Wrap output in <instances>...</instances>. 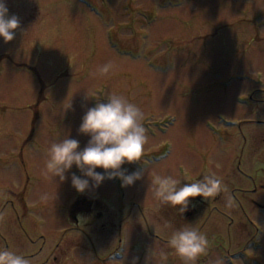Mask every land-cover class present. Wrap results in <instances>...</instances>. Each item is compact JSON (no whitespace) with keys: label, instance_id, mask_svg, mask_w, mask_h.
<instances>
[{"label":"rangeland","instance_id":"rangeland-1","mask_svg":"<svg viewBox=\"0 0 264 264\" xmlns=\"http://www.w3.org/2000/svg\"><path fill=\"white\" fill-rule=\"evenodd\" d=\"M155 1L4 0L20 27L12 41L0 37V248L31 264H52L42 261L51 253L110 264L124 233L123 264H165L161 250L166 264H182L167 241L188 224L209 240L197 264H264V189L253 190L264 183V0H170L152 9ZM108 63L107 75H93ZM110 93L144 113V154L122 166L143 168L142 178L124 187H115L119 178L99 187L90 180L79 193L71 176L86 177L75 165L64 181L42 176L52 142L87 145L82 117ZM166 143L169 150L145 156ZM210 173L235 207L222 193L189 198L187 211L197 206L190 214L163 205L165 213L151 190L153 174L183 186ZM76 201L71 223L66 207ZM100 210L116 215L113 228L100 225Z\"/></svg>","mask_w":264,"mask_h":264},{"label":"clouds","instance_id":"clouds-1","mask_svg":"<svg viewBox=\"0 0 264 264\" xmlns=\"http://www.w3.org/2000/svg\"><path fill=\"white\" fill-rule=\"evenodd\" d=\"M19 27V18L14 14L9 15L6 3L0 0V37L5 43L12 41ZM111 68V63L102 65L93 75H107ZM106 99V103L97 101L82 117L78 132L90 137L87 145L81 150L79 141L68 137L52 142L45 152L42 176L46 179L58 177L64 181L67 179L66 173L75 165L86 177L81 178L75 173L71 176V184L79 193L89 189L90 180L92 187H99L105 179L119 178L124 187L142 178L143 168L128 173L122 166L140 162L144 154V146L148 143L147 130L142 123L144 113L122 95L110 93ZM97 168H102L104 173L97 172ZM150 186L159 205L179 206L181 214L187 211L189 198L203 197L209 200L222 193L225 207H235V200L227 185L215 173L205 174L202 179L183 186L180 180L171 176L153 174ZM0 219H3L2 215ZM170 227L169 222L163 225L164 229ZM167 246L182 264H197L200 257L208 255L209 240L196 227L186 224L171 232ZM123 256L122 250L115 252L109 257L110 264H123ZM159 257L166 264L168 254L161 250ZM0 264H31V261L10 248H0ZM210 264H224V261L217 258Z\"/></svg>","mask_w":264,"mask_h":264},{"label":"flooded vegetation","instance_id":"flooded-vegetation-1","mask_svg":"<svg viewBox=\"0 0 264 264\" xmlns=\"http://www.w3.org/2000/svg\"><path fill=\"white\" fill-rule=\"evenodd\" d=\"M169 1H170V0H156V1H155L156 4L151 5V6H152V9H153V7H155V5H157V7H159V6H163L164 4H166V3L169 2ZM152 9L150 8L149 11H151ZM142 10L146 11L147 14L149 13V12H148L147 10H145V9H142ZM25 66H27V67H29V68H32V66H29V65H27V64L17 63V67H18L19 69L25 68ZM32 69L34 70V68H32ZM262 101H264V99H263ZM158 127H159L160 131L162 132L161 127H163V125H159ZM168 144H169V143H166V144L164 145V147H163L161 150H155V151H153V152L145 153V156L149 157V156H152V155H154V154L161 153L163 149H168V150H169V146H168ZM168 153H169V152H168ZM168 153H167L166 155H164L163 157H166V156L168 155ZM161 158H162V157H161ZM161 158H160V159H161ZM117 186H118V187H122V184H121V183H117L115 187H117ZM258 188H259V189H264V183H263V182L255 183L253 190L256 191ZM252 201H253V202L255 201V203H256V200H253V199H252ZM66 204H67V203H66ZM259 205H260V204H259ZM79 207H82V205L79 204V201H76V205L74 204V208L72 207V203L70 204L69 208L66 207V212H68V217H66V220H67V221H69V219H70V221H71V223H72V217H71V214L73 215V212H76V213L79 214V212L81 211V208H79ZM161 207L165 210V211H164L165 213H168V212H169V210H168L167 208H170V207H167V206H165V207L161 206ZM261 208H262V210H264V204H261ZM189 209H190L189 211H186L187 214H190V213L196 211L197 206H194V207L189 208ZM210 212H211V211H210ZM96 216H99V220L102 221V222L100 223V225L103 224V225H106V226L109 227V228H110V227H112V228L114 227V226H113V222H114V219H115L116 215L112 216V215H110L107 211L100 210V211H96ZM177 216H178V218H180V216L183 218V215H181V214H179V215H177ZM74 218H75L74 223H76V225L79 226V224L82 223V222H81L82 219H80L79 217H77V215H74ZM82 224L85 225V226H88V224H86V223H84V222H83ZM123 235H124V237H120V241H119L120 244H119L118 248H114V249L112 250L113 254H114L115 252H117V251L119 250V248H120L122 245L124 246L126 240H125V234H124V233H123ZM113 254H112V255H113ZM112 255H111V256H112ZM31 256H32V255H31ZM44 256H45V258L42 259V261H43V260L46 261V262L49 261V262H52V264H76V263H77L76 260H78V259H76V258H70V259H68V256H67V258H65V254H61V253H51V254H46V255H44ZM35 257H36V255H34V258H35Z\"/></svg>","mask_w":264,"mask_h":264}]
</instances>
